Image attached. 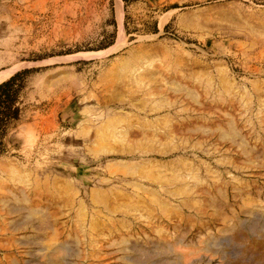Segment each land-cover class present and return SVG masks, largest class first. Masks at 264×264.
I'll use <instances>...</instances> for the list:
<instances>
[{
	"label": "rangeland",
	"instance_id": "1",
	"mask_svg": "<svg viewBox=\"0 0 264 264\" xmlns=\"http://www.w3.org/2000/svg\"><path fill=\"white\" fill-rule=\"evenodd\" d=\"M11 69L0 264H264V0H0Z\"/></svg>",
	"mask_w": 264,
	"mask_h": 264
},
{
	"label": "bare ground",
	"instance_id": "2",
	"mask_svg": "<svg viewBox=\"0 0 264 264\" xmlns=\"http://www.w3.org/2000/svg\"><path fill=\"white\" fill-rule=\"evenodd\" d=\"M86 56L87 55H92V54H90V53H87V54H85ZM65 59H68V58H65ZM16 69H18V68H16ZM16 69H11V70H7V71H5V72H3L2 74H0V84H2L3 82H6L10 77H11V75L13 74V72L16 70ZM115 73V72H114ZM138 78V77H137ZM208 84V83H207ZM196 101H197V99H196ZM144 103V102H143ZM145 104V103H144ZM144 106V105H143ZM157 108V107H156ZM229 116V115H228ZM109 121H111V120H109ZM113 121V120H112ZM111 121V122H112ZM117 121V120H116ZM118 121H120V120H118ZM117 121V122H118ZM164 121V120H163ZM111 122H109V123H111ZM121 122V121H120ZM165 122V121H164ZM163 122V123H164ZM108 123V124H109ZM114 123V122H113ZM119 123V122H118ZM123 124V123H122ZM119 125V124H118ZM166 125H168V124H165V127H166ZM169 125H170V123H169ZM172 126H173V124H172ZM111 127V126H110ZM110 127L108 128V129H110ZM182 127V126H181ZM103 128V127H102ZM114 128V127H113ZM116 129V128H115ZM166 129V128H165ZM106 130V129H105ZM121 130H122V128H121ZM124 130V129H123ZM157 130V129H156ZM160 131V130H159ZM172 131V130H171ZM187 131V130H186ZM234 131V130H233ZM232 131V132H233ZM103 132V131H102ZM113 132V131H112ZM108 133V132H107ZM106 133V134H107ZM162 133V132H161ZM176 133V132H175ZM180 133H181V131H180ZM104 134V133H103ZM112 134V133H111ZM123 134V133H122ZM182 134V133H181ZM237 134V133H236ZM169 135V134H168ZM115 136V135H114ZM116 136H119V135H116ZM122 136V135H121ZM123 138H125V135H123L122 136ZM121 137V138H122ZM171 137V136H170ZM119 138V137H118ZM116 139V138H115ZM126 139V138H125ZM112 145V144H111ZM116 146V145H115ZM104 148H106L105 150H107V147H104ZM103 148V149H104ZM112 148V147H111ZM129 148V147H128ZM167 148V147H166ZM166 148H165V151H166ZM173 149V148H172ZM171 149V150H172ZM170 150V149H169ZM171 150H170V152H171ZM116 151V150H115ZM174 151V150H173ZM177 151V150H176ZM111 153H112V151H110ZM168 152V151H167ZM121 153V152H120ZM164 154V156H165V153H163ZM169 154V153H168ZM182 162V161H181ZM181 162H179V163H181ZM186 162V161H185ZM122 165V164H121ZM128 165V164H127ZM132 164H129V166H131ZM118 167H121V166H119L118 165ZM122 167H125L124 165L122 166ZM156 167V166H155ZM162 168V167H161ZM160 168V169H161ZM169 168V167H168ZM174 168H175V166H174ZM178 168V167H177ZM186 168V167H185ZM124 169H126V168H124ZM156 169V168H155ZM160 169H158V170H160ZM170 169V168H169ZM168 169V170H169ZM129 170V171H128ZM157 170V171H158ZM183 170V169H182ZM188 170V169H187ZM118 171V170H117ZM116 171V172H117ZM126 171L127 172H130L131 174H133L134 175V177H137L136 175L137 174H139V176L140 175H144L143 173H145L144 171H142V169H140V167L138 168H136V167H127V169H126ZM136 171V172H135ZM155 171V170H154ZM165 171V170H164ZM115 172V171H114ZM113 172V173H114ZM141 172V173H140ZM148 172V171H147ZM146 172V173H147ZM159 172V171H158ZM160 172H162V171H160ZM173 172V171H172ZM149 173H151V172H149ZM165 173V172H164ZM185 173V172H184ZM154 174H156V173H154ZM153 174V175H154ZM163 174V173H162ZM114 175V174H113ZM150 175V174H149ZM152 175V177H154ZM166 175V174H165ZM169 175H170V173H169ZM159 176V175H158ZM171 176H172V174H171ZM176 177H178V175L176 176ZM181 177V176H180ZM183 177H184V175H183ZM140 179H141V177H139ZM138 178V179H139ZM146 178V177H145ZM165 178V177H164ZM168 178V177H167ZM179 178V177H178ZM153 179V178H152ZM158 179H159V177H158ZM181 179V178H180ZM184 179V178H183ZM182 179V180H183ZM187 179V178H186ZM145 180H147V182H153V181H150L149 179H145ZM178 180V179H177ZM176 180V181H177ZM167 181V180H166ZM175 181V182H176ZM184 181V180H183ZM169 182V181H168ZM174 182V183H175ZM185 182V181H184ZM183 182V183H184ZM164 183V182H163ZM166 183V182H165ZM182 183V182H181ZM180 183V184H181ZM183 183H182V185H183ZM129 184V183H128ZM152 184V183H151ZM162 184V183H161ZM135 185V187H139V189H141L143 186H144V184L143 183H135L134 184ZM183 188V187H182ZM189 188V187H188ZM147 191V190H146ZM153 191H155V190H153ZM101 191H95V192H93L92 194H91V198H93V199H91V200H94V202L95 201H98L99 202V198H100V193ZM151 194L153 193V192H151V191H149ZM175 192V191H174ZM136 193V196L134 195V198H140V201H143V199L138 195V193L137 192H135ZM147 193V192H146ZM186 193V192H185ZM145 194V193H144ZM153 195V194H152ZM76 196V195H75ZM102 197V196H101ZM117 199L119 198V199H124L125 197L127 198V195L123 192V191H118V194H117ZM105 198V197H104ZM159 198V197H158ZM72 199V198H71ZM107 199V198H106ZM116 199V198H115ZM130 199V198H129ZM157 199V198H156ZM139 200V199H138ZM158 200V199H157ZM100 201H106V200H104L103 199V197H102V199L100 198ZM153 201V200H152ZM152 201H151V204H152ZM159 201V200H158ZM128 202V201H127ZM243 202H245V201H243ZM93 203V202H92ZM104 204H105V202H103ZM102 203V204H103ZM101 204V205H102ZM160 204V203H159ZM113 206V205H112ZM15 207V206H14ZM13 207V210H14V212H16V211H19V210H21L23 207H15L14 208ZM21 208V209H20ZM106 208V207H105ZM132 208H133V210H135V209H138L139 208V206H132ZM24 209V208H23ZM107 210V209H106ZM23 211V210H22ZM100 211V210H99ZM101 215V214H100ZM26 218V217H25ZM28 222H31V220L29 221L28 220ZM24 223V222H23ZM32 223V222H31ZM246 224V223H245ZM126 243V245H128V242L127 241H125ZM23 244V243H22ZM26 244V243H25ZM220 244V243H219ZM68 247V246H67ZM132 251H134V252H136L138 255H137V257H134V258H129V257H125V259H127V260H129V261H133V262H135V263H137V264H148L151 260H153V259H155V258H159L162 254L161 253H163L162 251L163 250H165L166 248H158L157 250H154V251H151L150 249H148V248H141V247H136L135 245H134V247H131L130 248ZM156 249V248H155ZM67 250H68V252L69 253H71L72 252V248L71 247H68L67 248ZM126 250H128V249H126ZM198 256V255H197ZM190 261V260H189ZM188 261V262H189ZM152 262V261H151ZM49 264V263H48ZM51 264H54V263H51ZM153 264H178V263H167V262H164V260H160L159 262H154Z\"/></svg>",
	"mask_w": 264,
	"mask_h": 264
},
{
	"label": "trees",
	"instance_id": "3",
	"mask_svg": "<svg viewBox=\"0 0 264 264\" xmlns=\"http://www.w3.org/2000/svg\"><path fill=\"white\" fill-rule=\"evenodd\" d=\"M18 76H15L13 77L10 81H8L3 87L1 86L0 87V92L3 90V89H6V88H11V86L15 83V81L17 80Z\"/></svg>",
	"mask_w": 264,
	"mask_h": 264
}]
</instances>
